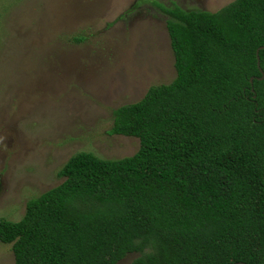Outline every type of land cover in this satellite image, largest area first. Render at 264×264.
Segmentation results:
<instances>
[{
	"label": "trees",
	"instance_id": "16d2710c",
	"mask_svg": "<svg viewBox=\"0 0 264 264\" xmlns=\"http://www.w3.org/2000/svg\"><path fill=\"white\" fill-rule=\"evenodd\" d=\"M151 2L166 15L175 75L111 109L107 133L136 137V151L75 152L20 218L0 217L13 264H116L128 253L138 254L128 264H264V75L249 82L264 0L215 11Z\"/></svg>",
	"mask_w": 264,
	"mask_h": 264
},
{
	"label": "rangeland",
	"instance_id": "374dc122",
	"mask_svg": "<svg viewBox=\"0 0 264 264\" xmlns=\"http://www.w3.org/2000/svg\"><path fill=\"white\" fill-rule=\"evenodd\" d=\"M151 1L0 0V217L20 218L75 152L136 151V137L107 133L111 109L175 75L166 15ZM155 1L215 11L231 0ZM0 264H13L10 244Z\"/></svg>",
	"mask_w": 264,
	"mask_h": 264
},
{
	"label": "water",
	"instance_id": "95a60500",
	"mask_svg": "<svg viewBox=\"0 0 264 264\" xmlns=\"http://www.w3.org/2000/svg\"><path fill=\"white\" fill-rule=\"evenodd\" d=\"M260 49H264V44L258 46V47L255 49L256 66H257V69H258V71H259V73H260V76H258V77H257V76H251V77L249 78V82H250V84H252V80H253V78L262 79V78H263V75H264V73H263V71H262V69L260 68V65H259V55H258V51H259ZM251 91H253V88H252V87H251ZM253 96H254V95H253ZM232 264H245V263L242 262V261H237V262H234V263H232Z\"/></svg>",
	"mask_w": 264,
	"mask_h": 264
}]
</instances>
